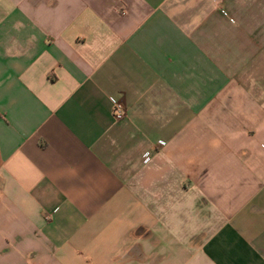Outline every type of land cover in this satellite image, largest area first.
Listing matches in <instances>:
<instances>
[{"label": "crops", "instance_id": "1", "mask_svg": "<svg viewBox=\"0 0 264 264\" xmlns=\"http://www.w3.org/2000/svg\"><path fill=\"white\" fill-rule=\"evenodd\" d=\"M0 264H264V0H0Z\"/></svg>", "mask_w": 264, "mask_h": 264}, {"label": "built area", "instance_id": "2", "mask_svg": "<svg viewBox=\"0 0 264 264\" xmlns=\"http://www.w3.org/2000/svg\"><path fill=\"white\" fill-rule=\"evenodd\" d=\"M113 115L118 120L123 119L126 115L124 105L116 99L114 100ZM149 160L150 158L147 157L145 162L147 163Z\"/></svg>", "mask_w": 264, "mask_h": 264}]
</instances>
